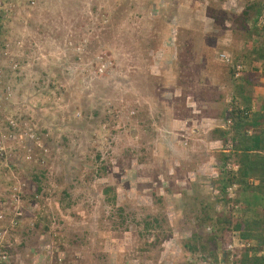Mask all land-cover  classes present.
Returning <instances> with one entry per match:
<instances>
[{
    "label": "rangeland",
    "instance_id": "obj_1",
    "mask_svg": "<svg viewBox=\"0 0 264 264\" xmlns=\"http://www.w3.org/2000/svg\"><path fill=\"white\" fill-rule=\"evenodd\" d=\"M14 1L0 4L6 31L0 62L12 92L0 103L2 135L10 131L7 118L18 119V139L6 137L0 156V200L15 186L22 191L16 244L28 246H19L18 255L27 264L184 261L190 210L201 200L217 202L221 178L205 144L191 148L197 127L191 108L209 87L231 83L217 52L233 50L230 19L224 30L222 19L239 13L237 0ZM109 10L114 17L103 26L100 16L110 19ZM251 203L263 215V196ZM230 207L236 218L237 205ZM47 215L48 231L34 232L38 217ZM150 216L165 222L160 233L141 237L138 224ZM157 234L168 239L148 247ZM232 240L237 252L246 245ZM36 241L45 244L42 252Z\"/></svg>",
    "mask_w": 264,
    "mask_h": 264
},
{
    "label": "trees",
    "instance_id": "obj_2",
    "mask_svg": "<svg viewBox=\"0 0 264 264\" xmlns=\"http://www.w3.org/2000/svg\"><path fill=\"white\" fill-rule=\"evenodd\" d=\"M237 2V7L240 9L239 13H234L232 19L230 17L226 18V16L222 19V30L228 28L225 22L230 19L231 26L229 29L232 31L235 40L232 42L233 50H224L217 47V49H220L217 52V59L223 64H226L225 70L229 75L226 81L229 80L231 82L233 86L232 96L235 97L232 100L233 103L231 101V114L227 120L230 129L224 131L221 128L217 129L214 138L224 137V139H227L228 134L233 133L230 139L233 142L238 140L240 144L238 147L243 151L241 155L236 154V158L239 156L237 162L240 163V169L238 173L231 170L228 171V166L233 163V156L230 154H219L216 162L221 167L219 170L221 176L219 180L220 195L217 198V202L210 203L201 200L200 204H194V209L190 210L192 213L190 216L191 221L188 224L190 236L182 239L181 244L184 261L177 262L176 264H197L198 262H206L207 264H264V213L263 215H259V209L257 210L251 206L253 197L257 199L263 196L264 198V155L258 153L260 150L264 151V136L261 134L264 130H260V126L262 125L260 115L255 114L252 121H247L248 116L240 110L238 102H236L239 96H243L244 92L243 87L237 82L238 79L253 85L256 82L253 78V73L256 70L255 68H257L253 67V65L256 64L255 61L259 62L264 59V0H237ZM108 12L111 20L103 15L100 16L103 26H105L104 24L108 26L114 17V11L109 10ZM4 30V25H0V37L2 38L6 37V31L4 32ZM245 45L246 50L244 48ZM105 47V45L98 46L96 52ZM179 49L180 47L175 48V50ZM244 50V56L248 59L249 67L252 71L249 72L250 74L247 73L246 75L238 76V79H236L235 77L238 71L236 60L242 56L241 54ZM222 54L229 56L232 63H226L225 59L221 57ZM94 61L97 60L94 59ZM241 72L239 71V73ZM181 82L183 80L179 83L182 84ZM245 102L248 105L251 104L250 98L247 97L244 100ZM106 120H109V118L104 119L103 122H106ZM97 156L101 160V154L97 153ZM104 169L106 170V168ZM254 178L259 181L257 185L251 182V179ZM34 179L36 182H39L38 175H35ZM234 185L238 187L236 189L237 193L233 197L228 193V189ZM41 191L42 187L39 185L32 198H36ZM104 193L115 203L116 194L112 188L107 187ZM22 199H24L23 196ZM220 204L224 206L221 210L218 207ZM229 204L237 205L238 209L236 212L238 215L236 214V218L232 215L234 208L230 207L232 210H227ZM119 210L120 217L126 222L128 216L124 215L125 209L120 208ZM39 214L38 212L37 215L39 216ZM41 217H38V221L35 223L34 232L43 234L48 231L51 220H49L48 215L47 217ZM159 219L157 216H150L145 220L144 224L139 223L138 226H143V231L145 232L142 231L140 236L142 237L146 234L149 237L160 233L159 226H162L161 222L164 220ZM22 227L23 224L11 230V233L13 232L11 241L15 244L18 241L16 239V232ZM157 235L156 243L151 245L148 242V247L160 245L165 239H168L166 236L162 238L160 234ZM235 237H238L240 242L242 241L243 244H246L242 249H238V252L236 249L230 247L233 246L232 239ZM44 245L37 246L36 241L35 250L38 253L42 252L41 247ZM19 246H28V240H24L21 244H18L16 247L17 254ZM29 252L34 254L31 249ZM230 252L233 254L231 255ZM22 256L24 255L19 256V261L22 260V264H27L28 261Z\"/></svg>",
    "mask_w": 264,
    "mask_h": 264
},
{
    "label": "crops",
    "instance_id": "obj_3",
    "mask_svg": "<svg viewBox=\"0 0 264 264\" xmlns=\"http://www.w3.org/2000/svg\"><path fill=\"white\" fill-rule=\"evenodd\" d=\"M230 44L232 45L231 41ZM241 55V61H237V64L238 66L242 67L243 71L238 70L237 68L238 71L235 77L236 79H238V76L246 75L247 73L252 71L249 67L248 59L244 56L245 50ZM255 63L256 64L253 65V67L257 68H255L256 70H254L253 78L256 80V82H259L257 84L256 82H254V84L251 85L248 82H243L242 80L240 81V79H238L237 82L240 86L243 87L244 92L243 96H239L238 100L236 101H238L240 110L244 112L246 116H248L247 121H252L255 114L260 115L262 119L260 130L262 131L264 130V59L260 60L259 62L255 61ZM239 71H242V75L241 73H239ZM208 80H210L211 82H216L215 80L210 79V77H208ZM220 83L223 84L222 81ZM232 89L233 86L231 85V83L229 85L227 83L223 84L221 89H218L217 87L211 89L209 87L210 92H208L206 97L199 96V100L196 101L197 105L195 104L191 108V121H194V125L197 126L196 130H191L192 136L194 137L195 141V144L193 143L194 146L192 144L191 148L193 149V151H195V148L200 149L205 144L207 157H210V155L214 156L213 159H208L210 160L208 164H212L214 162L216 163L219 154L223 153L232 155L234 165H240V163L237 162V159L239 160V156L238 158H236V154L241 155L243 151L238 147L240 145L238 140L236 142H233L230 139L233 136V133H229L227 139H224V137L214 138V134L217 129L221 128L223 129V131L230 129L227 120L230 118L229 116L231 114V109L228 107L225 108L224 106H227V103H231L233 98H235L232 96ZM226 96H231L232 100L227 99L226 101ZM247 97H249L251 100V104L249 105L246 102L244 103V100ZM213 98L217 99V102H214ZM200 103H203V105L206 106V112H204V109H202ZM204 103H206V105ZM250 131L249 134L251 135ZM181 132L187 134L186 130L182 129ZM261 134L264 136V132H261ZM258 153L264 155V151L262 150H260ZM251 182L255 185L259 183V181L255 178L251 179ZM7 205L8 200L6 202L0 200L1 210L7 208Z\"/></svg>",
    "mask_w": 264,
    "mask_h": 264
},
{
    "label": "built area",
    "instance_id": "obj_4",
    "mask_svg": "<svg viewBox=\"0 0 264 264\" xmlns=\"http://www.w3.org/2000/svg\"><path fill=\"white\" fill-rule=\"evenodd\" d=\"M0 4L3 5L6 0H0ZM10 1V0H9ZM16 1H14L15 3ZM12 5V3L10 2ZM1 25V24H0ZM7 47V46H6ZM5 47L4 55L8 56V49ZM228 64L232 63L229 56L224 54L221 55ZM238 70H242L241 66H238ZM12 95L11 88L5 87L4 83V66L0 62V103L6 100ZM9 133L2 135L0 131V156L2 157L6 153L5 140L6 137L10 139H18V119L14 117H8ZM34 137V135H32ZM2 139V140H1ZM237 169V168H236ZM237 185L230 187L228 189L229 194L233 196L232 191L237 189ZM22 191L18 187L11 189V193L8 199L7 208L0 210V264H22L19 261V255L16 253L17 249L15 243L11 241L13 232L11 230L18 228V225L23 224V219L25 216L23 209ZM232 248V246H230Z\"/></svg>",
    "mask_w": 264,
    "mask_h": 264
},
{
    "label": "clouds",
    "instance_id": "obj_5",
    "mask_svg": "<svg viewBox=\"0 0 264 264\" xmlns=\"http://www.w3.org/2000/svg\"><path fill=\"white\" fill-rule=\"evenodd\" d=\"M230 169H231V171H234V170H236V171H234V172H238L239 171V169H240V165H234V163L233 164H230L229 166H228ZM237 168V169H236Z\"/></svg>",
    "mask_w": 264,
    "mask_h": 264
},
{
    "label": "flooded vegetation",
    "instance_id": "obj_6",
    "mask_svg": "<svg viewBox=\"0 0 264 264\" xmlns=\"http://www.w3.org/2000/svg\"><path fill=\"white\" fill-rule=\"evenodd\" d=\"M16 1V0H15Z\"/></svg>",
    "mask_w": 264,
    "mask_h": 264
}]
</instances>
